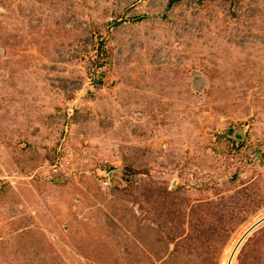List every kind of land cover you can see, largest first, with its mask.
<instances>
[{
	"label": "rangeland",
	"instance_id": "374dc122",
	"mask_svg": "<svg viewBox=\"0 0 264 264\" xmlns=\"http://www.w3.org/2000/svg\"><path fill=\"white\" fill-rule=\"evenodd\" d=\"M228 261L264 264V0H0V264Z\"/></svg>",
	"mask_w": 264,
	"mask_h": 264
},
{
	"label": "bare ground",
	"instance_id": "6f19581e",
	"mask_svg": "<svg viewBox=\"0 0 264 264\" xmlns=\"http://www.w3.org/2000/svg\"><path fill=\"white\" fill-rule=\"evenodd\" d=\"M248 232V231H247ZM247 232L245 233V235L247 234ZM233 255V254H232ZM231 261V260H230ZM230 261H228V263L227 264H229L230 263Z\"/></svg>",
	"mask_w": 264,
	"mask_h": 264
},
{
	"label": "water",
	"instance_id": "95a60500",
	"mask_svg": "<svg viewBox=\"0 0 264 264\" xmlns=\"http://www.w3.org/2000/svg\"><path fill=\"white\" fill-rule=\"evenodd\" d=\"M250 232H251V230H250L247 234H249ZM247 234H246V235H247Z\"/></svg>",
	"mask_w": 264,
	"mask_h": 264
}]
</instances>
